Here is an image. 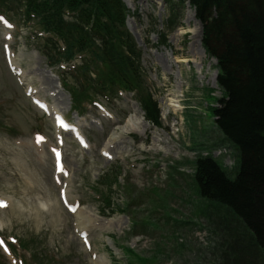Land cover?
I'll use <instances>...</instances> for the list:
<instances>
[{"label":"rangeland","instance_id":"374dc122","mask_svg":"<svg viewBox=\"0 0 264 264\" xmlns=\"http://www.w3.org/2000/svg\"><path fill=\"white\" fill-rule=\"evenodd\" d=\"M124 2L130 12L126 27L142 51L147 85L161 116L158 128L143 120L140 111L135 117L137 133L131 134L118 133L138 107L130 95L102 109L88 106L82 115L73 113L57 68L49 67L39 53L41 34L35 23L26 25L19 12H0L10 25L0 23V197L9 205L0 211V236L28 246L20 251L15 244V257L0 251V264H15L19 258L24 264H141L140 260L217 264L219 260V239L212 229L216 211L195 196L191 181L192 163L199 156H210L233 177L238 169V153L220 142L207 109L217 107L214 99L222 96L216 64L205 53L192 58L193 35L200 26L188 3L178 8L176 25L169 30L163 0ZM161 33L166 34L165 45H157ZM7 49L22 71L20 77L8 69ZM27 89L33 90L30 97ZM32 98L44 102L48 113L40 111ZM55 113L80 128L85 147L54 126ZM113 133L118 134L110 142ZM40 137L44 139L38 142ZM53 149L62 152L66 176L54 175ZM117 164L122 173L111 198L126 213L102 217L93 188L101 192L97 183ZM170 167L174 171L169 174ZM60 188L66 189L71 204L79 203L76 213L70 214L60 202ZM79 214L89 222L84 240L90 251L79 239ZM144 220L153 224L152 229L139 226Z\"/></svg>","mask_w":264,"mask_h":264},{"label":"trees","instance_id":"16d2710c","mask_svg":"<svg viewBox=\"0 0 264 264\" xmlns=\"http://www.w3.org/2000/svg\"><path fill=\"white\" fill-rule=\"evenodd\" d=\"M163 1L168 29L176 25L175 9L186 2L202 25L201 44L217 61L222 93L219 107L209 111L220 142L238 153L234 177L210 157L192 164L194 193L216 211L217 264H264V0ZM0 12H19L44 35L40 54L57 67L73 110L93 101L111 103L119 91L133 93L145 119L160 127L142 52L126 29L130 12L123 0H0ZM72 62L71 72L59 67ZM109 174L101 180L107 190L118 179V173Z\"/></svg>","mask_w":264,"mask_h":264},{"label":"bare ground","instance_id":"6f19581e","mask_svg":"<svg viewBox=\"0 0 264 264\" xmlns=\"http://www.w3.org/2000/svg\"><path fill=\"white\" fill-rule=\"evenodd\" d=\"M199 26V25H198ZM194 38V43L193 45H196L195 48H193V51L191 52L192 58L196 59L198 57L199 54L203 55V50L201 48L200 45V38H201V31L200 28L198 29L197 33L195 35H193ZM180 62V61H178ZM194 62V61H193ZM214 63V60L211 61ZM140 111L139 109L135 106L132 110V113L130 114V116L126 119L125 123L123 126L118 127L121 134H131V133H137V128H138V124H137V120H136V115L139 114ZM142 120V119H141ZM143 122V121H142ZM143 125L145 127H147V124L143 122ZM118 133H113L112 136L110 137V142L115 139V135ZM215 161V160H214ZM216 162V161H215ZM87 218V216H86ZM86 219L84 217H81L80 214L77 217V222H78V228L80 231L85 232L87 225L89 222L85 221Z\"/></svg>","mask_w":264,"mask_h":264},{"label":"snow or ice","instance_id":"6c2138e0","mask_svg":"<svg viewBox=\"0 0 264 264\" xmlns=\"http://www.w3.org/2000/svg\"><path fill=\"white\" fill-rule=\"evenodd\" d=\"M0 21H4V23L7 24V21H5L4 18H3L2 16H0ZM9 26H10V25H9ZM9 38H10V37H9ZM5 48H7V45L5 46ZM37 103H39V101H37ZM62 126H65V125L62 124ZM43 139H44V137H40V138H39V140H43ZM38 142H39V141H38ZM53 152H55L57 158H59L60 153H59L58 151H56V149H53ZM58 162H59V159H58ZM61 170H63L62 167H61ZM60 195H61L62 198H64V200H65V204L68 205V200H67V196H66V194H65L63 191H61ZM4 206H6V202H4V201H0V207H4ZM69 210H70V211H75V210H76V206H69ZM13 239H14V238H13ZM0 244H3V240H2V239H0Z\"/></svg>","mask_w":264,"mask_h":264}]
</instances>
